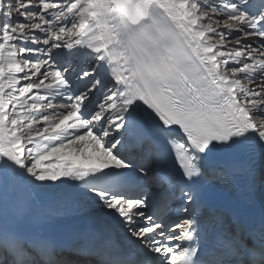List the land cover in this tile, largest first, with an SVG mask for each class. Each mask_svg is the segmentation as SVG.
I'll return each mask as SVG.
<instances>
[{
	"label": "snow or ice",
	"instance_id": "1",
	"mask_svg": "<svg viewBox=\"0 0 264 264\" xmlns=\"http://www.w3.org/2000/svg\"><path fill=\"white\" fill-rule=\"evenodd\" d=\"M0 264H264V0H0Z\"/></svg>",
	"mask_w": 264,
	"mask_h": 264
},
{
	"label": "rangeland",
	"instance_id": "2",
	"mask_svg": "<svg viewBox=\"0 0 264 264\" xmlns=\"http://www.w3.org/2000/svg\"><path fill=\"white\" fill-rule=\"evenodd\" d=\"M242 83H247V81H242Z\"/></svg>",
	"mask_w": 264,
	"mask_h": 264
}]
</instances>
